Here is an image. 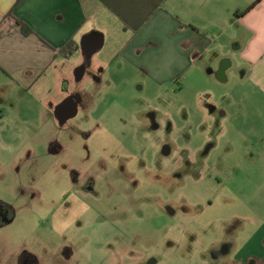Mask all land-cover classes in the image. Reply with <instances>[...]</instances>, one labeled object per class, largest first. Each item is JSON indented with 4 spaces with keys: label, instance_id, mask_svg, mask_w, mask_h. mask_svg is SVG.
Masks as SVG:
<instances>
[{
    "label": "rangeland",
    "instance_id": "obj_1",
    "mask_svg": "<svg viewBox=\"0 0 264 264\" xmlns=\"http://www.w3.org/2000/svg\"><path fill=\"white\" fill-rule=\"evenodd\" d=\"M107 41L79 47L64 75L0 73V203L11 216L0 264L24 251L37 264H140L148 253L155 264H235L264 222L263 97L246 75L225 87L130 78L109 64ZM68 96L83 104L63 126L56 106Z\"/></svg>",
    "mask_w": 264,
    "mask_h": 264
},
{
    "label": "crops",
    "instance_id": "obj_2",
    "mask_svg": "<svg viewBox=\"0 0 264 264\" xmlns=\"http://www.w3.org/2000/svg\"><path fill=\"white\" fill-rule=\"evenodd\" d=\"M93 32L102 46L108 39L109 64L117 60L130 78L158 86L179 79L181 88L192 86L193 77L206 76L225 87L246 75L263 97L256 109L264 125V0H0V73L19 80L37 74L36 82L49 69L64 75L81 39ZM70 40L76 48L64 57L60 49ZM233 260L264 264V222Z\"/></svg>",
    "mask_w": 264,
    "mask_h": 264
},
{
    "label": "flooded vegetation",
    "instance_id": "obj_3",
    "mask_svg": "<svg viewBox=\"0 0 264 264\" xmlns=\"http://www.w3.org/2000/svg\"><path fill=\"white\" fill-rule=\"evenodd\" d=\"M65 108L59 112V113H55L56 115V119L59 120V123L61 125H65L67 123V121H69L71 118H74L78 111H79V108L82 107V100L81 98H76V97H70L68 96L67 99H65ZM74 107H76V114L71 116V117H67L65 118L67 115L71 114L73 111H74ZM150 116V115H149ZM154 124V122H153ZM153 127H157V125L154 124ZM88 133H83V139H88ZM206 152V151H205ZM208 152V151H207ZM76 172V171H74ZM177 176L179 175L177 172L175 173ZM72 177H74V175H72ZM77 177V175H76ZM73 178V180H75V178ZM89 184V185H88ZM86 187H83V189L85 190H90L91 191V182L88 183ZM6 208H9V206L5 205ZM6 208L0 203V226L2 224H6L7 222H9L11 220V216H9L7 213L8 211L6 210ZM12 215V214H11ZM145 232V231H144ZM225 248V247H224ZM127 255H126V258L127 260H130L132 261V258H131V251L130 249L127 250ZM125 260H120V261H117L119 264H121L122 262H124ZM156 258H154L153 255H151L150 253H148L146 255V259H141L140 260V264H155L156 263ZM133 262V261H132ZM131 263V262H130ZM18 264H37L36 262V258L28 253V252H22L21 255L18 257Z\"/></svg>",
    "mask_w": 264,
    "mask_h": 264
},
{
    "label": "water",
    "instance_id": "obj_4",
    "mask_svg": "<svg viewBox=\"0 0 264 264\" xmlns=\"http://www.w3.org/2000/svg\"><path fill=\"white\" fill-rule=\"evenodd\" d=\"M101 46H102V36L96 32L84 36L79 43V47L84 54H91L96 50L100 49ZM65 104H66L65 101H63L61 104L56 106V114L61 112L65 108ZM76 111H77L76 107H74V111L71 114L67 115L65 118L75 115Z\"/></svg>",
    "mask_w": 264,
    "mask_h": 264
},
{
    "label": "trees",
    "instance_id": "obj_5",
    "mask_svg": "<svg viewBox=\"0 0 264 264\" xmlns=\"http://www.w3.org/2000/svg\"><path fill=\"white\" fill-rule=\"evenodd\" d=\"M21 31L23 34H28L30 33V28L28 27V25L21 23ZM75 48H76V45L74 44L72 40H70L65 45L62 46V48L60 49V52L62 56L69 57L72 54V52L75 50Z\"/></svg>",
    "mask_w": 264,
    "mask_h": 264
}]
</instances>
